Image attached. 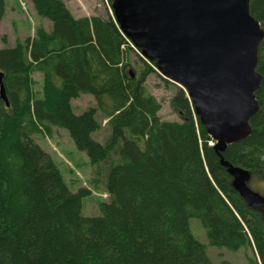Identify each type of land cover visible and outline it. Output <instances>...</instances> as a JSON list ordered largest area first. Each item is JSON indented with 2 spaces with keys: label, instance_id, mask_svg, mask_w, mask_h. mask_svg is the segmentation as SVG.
<instances>
[{
  "label": "trees",
  "instance_id": "obj_1",
  "mask_svg": "<svg viewBox=\"0 0 264 264\" xmlns=\"http://www.w3.org/2000/svg\"><path fill=\"white\" fill-rule=\"evenodd\" d=\"M29 1L50 29L39 27L13 46L1 39L8 105L0 99V264H213L190 219L199 221L209 246L253 247L264 264L263 211L233 189L185 93L176 87L170 99L179 121L161 120V105L145 86L154 70L142 60L147 69L136 78L129 56L137 53L112 18H75L62 0ZM249 11L264 30V0H249ZM4 14L0 0V22ZM256 72L251 133L221 157L248 171V187L264 196V39ZM82 95L96 107L76 115L71 102ZM98 112L108 129L102 144L92 137L102 127ZM53 128L66 130L89 163L101 165L108 200L99 215L81 214L90 192H72L33 141L50 138Z\"/></svg>",
  "mask_w": 264,
  "mask_h": 264
},
{
  "label": "water",
  "instance_id": "obj_2",
  "mask_svg": "<svg viewBox=\"0 0 264 264\" xmlns=\"http://www.w3.org/2000/svg\"><path fill=\"white\" fill-rule=\"evenodd\" d=\"M110 6L140 56L186 92L233 189L264 216V196L248 187V171L221 157L250 135L259 109L256 65L264 30L251 16L249 0H112ZM0 99L8 105L2 74Z\"/></svg>",
  "mask_w": 264,
  "mask_h": 264
},
{
  "label": "rangeland",
  "instance_id": "obj_3",
  "mask_svg": "<svg viewBox=\"0 0 264 264\" xmlns=\"http://www.w3.org/2000/svg\"><path fill=\"white\" fill-rule=\"evenodd\" d=\"M62 1L75 18L93 16L103 19L113 18L112 9L107 0ZM39 27L49 31L50 23L35 14L29 0H5V14L0 22V49L5 46L1 42L2 38L6 39L7 46H13L17 39L24 40L27 37L34 36L35 30ZM142 60L144 61L139 54L132 53L129 56V69L134 72L136 78L147 69L144 66L145 61ZM33 79L36 81L35 90L40 91L41 76L35 73ZM145 86L148 93L155 97L161 105L160 119L163 121H179L170 106V99L177 89L176 86L165 83L155 71L147 75ZM71 104L76 115L86 111L89 107H96V102L92 97L83 95L76 100H72ZM97 119L102 127L92 137L96 142L102 144L108 135V129L105 125L106 120L99 112ZM32 138L53 159L72 192H77L80 188H86L90 192L81 201V214L86 217L99 215L98 205L108 200L104 190L101 165L90 164L86 154L76 149L66 130L53 128L50 138L42 135H34ZM210 144L212 145L213 142ZM254 187H259V184H255ZM189 229L194 238L204 245L213 264H219L221 260H227L229 264H257L258 259L253 247H242L237 252H228L224 248L209 246L205 232L197 219L189 220Z\"/></svg>",
  "mask_w": 264,
  "mask_h": 264
}]
</instances>
